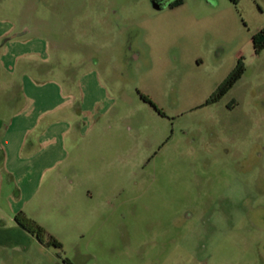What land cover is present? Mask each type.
Here are the masks:
<instances>
[{
    "label": "rangeland",
    "instance_id": "374dc122",
    "mask_svg": "<svg viewBox=\"0 0 264 264\" xmlns=\"http://www.w3.org/2000/svg\"><path fill=\"white\" fill-rule=\"evenodd\" d=\"M4 18L38 48L39 89L72 96L41 102L70 119L69 162L26 205L45 234L22 264H264V0H0Z\"/></svg>",
    "mask_w": 264,
    "mask_h": 264
},
{
    "label": "crops",
    "instance_id": "0c3cea01",
    "mask_svg": "<svg viewBox=\"0 0 264 264\" xmlns=\"http://www.w3.org/2000/svg\"><path fill=\"white\" fill-rule=\"evenodd\" d=\"M14 31L7 18L0 19V264H22L25 259L21 244L26 240L29 247L34 237L15 216L33 220L28 202L42 185L49 187L54 175L63 176L61 171L69 162L65 142L71 133L70 119L65 113L58 115L62 105L43 107L41 102L72 96L63 89L49 91L48 84L39 89L38 48L33 39H23L22 32ZM96 77L91 71L77 83L82 109L87 98L96 97ZM71 106L68 101L67 107ZM81 110L78 116L85 120Z\"/></svg>",
    "mask_w": 264,
    "mask_h": 264
},
{
    "label": "trees",
    "instance_id": "16d2710c",
    "mask_svg": "<svg viewBox=\"0 0 264 264\" xmlns=\"http://www.w3.org/2000/svg\"><path fill=\"white\" fill-rule=\"evenodd\" d=\"M229 1L232 4H236L238 0H229ZM251 43L255 54H259L264 49V28H262L260 31H258L252 36ZM243 73H244L243 64L238 62L235 68L232 70V72L222 82V84L219 86L217 91L212 95V97L207 101L206 104L214 103L218 101L224 94H226L233 87V85L241 78ZM143 98L144 101L153 105L148 98L146 97ZM23 220L24 221L21 220H16V221L24 230H26L31 235L35 236L36 238H39L40 234H45V230L35 221L26 218L25 216ZM49 238L51 239L50 242H52L54 246H60L59 243H57L52 237L49 236Z\"/></svg>",
    "mask_w": 264,
    "mask_h": 264
},
{
    "label": "flooded vegetation",
    "instance_id": "af4514ba",
    "mask_svg": "<svg viewBox=\"0 0 264 264\" xmlns=\"http://www.w3.org/2000/svg\"><path fill=\"white\" fill-rule=\"evenodd\" d=\"M143 1L153 13H160L165 11H171L177 8L181 3V0H141ZM64 264H70L68 261H64Z\"/></svg>",
    "mask_w": 264,
    "mask_h": 264
}]
</instances>
